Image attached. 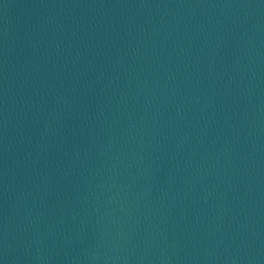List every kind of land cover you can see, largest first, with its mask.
<instances>
[{
  "label": "water",
  "instance_id": "obj_1",
  "mask_svg": "<svg viewBox=\"0 0 264 264\" xmlns=\"http://www.w3.org/2000/svg\"><path fill=\"white\" fill-rule=\"evenodd\" d=\"M0 264H264V0H23Z\"/></svg>",
  "mask_w": 264,
  "mask_h": 264
}]
</instances>
